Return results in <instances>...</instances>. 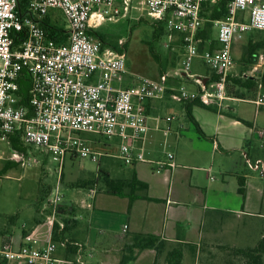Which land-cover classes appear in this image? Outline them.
<instances>
[{
  "label": "crops",
  "instance_id": "crops-1",
  "mask_svg": "<svg viewBox=\"0 0 264 264\" xmlns=\"http://www.w3.org/2000/svg\"><path fill=\"white\" fill-rule=\"evenodd\" d=\"M54 10L48 14L52 22ZM209 11L210 8L203 10L205 14ZM237 17L245 19L247 15L240 12ZM205 19L199 29L200 53L218 47L216 19L210 20L208 28ZM259 39L263 37L253 41ZM172 56L161 58L165 70L157 66V72L147 77L158 79L164 72L169 74L165 93L145 104L149 125L142 145L145 160L125 165L109 155L113 159L103 163L113 177L126 178L135 171L137 178L147 183L148 196L155 199L136 197L131 192L113 194L105 185L99 191L96 187L93 195L84 188L76 199L62 198L61 203L68 206L75 221L68 230L67 243L57 246L49 264H166L167 252L175 247L182 249L180 264H185L186 256L187 264H233L237 257L230 248L253 247L264 235V174L248 164V160H264V134L260 133L264 129V104L254 102L259 93H264V86L254 90L235 86L239 94L228 91L233 98L226 99L222 106L214 100L207 103L209 107L191 103V112L206 134L202 136L188 117L184 100L176 104L178 100L171 93L181 88L196 90L198 84L192 76L210 82L215 73L198 57L195 63L203 67L191 66V76L180 74L176 68L181 59L176 61ZM261 65L255 72L251 67L244 70L234 66L228 76L258 77L264 68ZM134 76L128 71L114 83L128 86L141 75ZM3 146L8 148L4 142ZM168 151L173 158L167 157ZM159 160L165 164L160 169ZM170 161L174 165H168ZM257 170L260 176L253 172ZM239 178L244 193L239 191ZM45 202L31 226L22 225L16 234L1 229L0 241H9L15 247L30 237L44 241L50 228ZM134 233H154L165 243L159 251H138L132 246ZM160 256L164 262L159 261ZM0 264L21 263L0 257Z\"/></svg>",
  "mask_w": 264,
  "mask_h": 264
},
{
  "label": "built area",
  "instance_id": "built-area-1",
  "mask_svg": "<svg viewBox=\"0 0 264 264\" xmlns=\"http://www.w3.org/2000/svg\"><path fill=\"white\" fill-rule=\"evenodd\" d=\"M24 1L26 10L21 13L18 0H0V156L4 142L10 157L25 164V153L13 149L9 142L11 133L20 129L25 144L52 153L60 162L66 156L98 160L104 154L125 165L145 160L142 145L149 130L145 104L165 93L169 74L164 72L158 79L139 76L135 83L117 86L115 80L128 72L126 53L102 48L100 41L89 35L90 29H96L106 18L119 16L118 4L123 7L122 15L125 14L131 0ZM139 1L150 16L164 23L168 42L174 34L180 38L182 57L176 68L178 73L191 76L192 61L200 54L216 75L210 82L194 75L196 90L181 88L171 96L179 101L200 97L206 103L214 100L218 106L233 98L227 88L228 72L236 63L233 42L248 31H264V0H229L226 16L214 20L218 47L202 53L198 51L202 5L215 0ZM50 9H59L67 19L66 40L61 43L48 36L41 22ZM240 12L247 17L239 19ZM12 31L21 36L17 46ZM262 59L260 54L251 66L252 72L259 69ZM23 69L31 80L30 114L17 104V78ZM254 102L264 104V93H259ZM86 132L115 138L117 152L94 150L83 135ZM260 133L264 134V129ZM167 157L173 158V153L168 151ZM248 164L264 174V160H248ZM164 165V161H158V169ZM95 192L96 186L89 188L90 195ZM62 198L57 191L50 193L43 206L50 208L46 216L50 228L44 241L30 237L16 247L2 241L0 257L21 264H49L57 249L51 232Z\"/></svg>",
  "mask_w": 264,
  "mask_h": 264
},
{
  "label": "rangeland",
  "instance_id": "rangeland-1",
  "mask_svg": "<svg viewBox=\"0 0 264 264\" xmlns=\"http://www.w3.org/2000/svg\"><path fill=\"white\" fill-rule=\"evenodd\" d=\"M118 5L121 12L119 16H114L111 19L106 18L97 28L105 32L108 40L119 45L125 44L124 51L119 52L126 53L127 70L131 74H135L134 77L139 75L152 77L157 72L158 64L148 50L147 41L151 40V22L156 19L148 14L146 8L139 0H131L128 9L125 10L123 15V7L121 4ZM53 20L62 27L67 24L65 15L59 9L54 10ZM216 31L217 27L214 28V32ZM174 36V39L168 42L165 27V33L158 40L153 41L156 50L160 52L161 58L163 57L162 59L170 55H173L171 59L175 57L176 61L181 59L182 45L176 34ZM249 37L253 39L264 37V31L253 30L235 40L233 53L237 61L236 67L241 68L244 66L239 57L243 44ZM106 47L117 51L110 46H103L102 48ZM258 52V56L260 54L263 56V59L260 60L262 67L264 65V48H260ZM198 57L202 59L200 54L195 56L192 61V69L203 67V65L195 63L198 61ZM227 87L231 93L235 94L237 91V88L232 83L228 84ZM175 103L179 105V100L175 101ZM83 135L89 139V143L94 150L109 154L117 152L118 144L115 138L99 136L89 132L83 133ZM9 151L8 148L3 146L2 157H0V169L6 162L16 161L17 164L9 168L5 173L0 171V230L5 229L13 234H16L22 225L29 227L34 223L37 212L36 206L43 195L44 186H51L52 192L50 193L54 194L57 191L64 199H76L84 193V188L72 186L70 183L77 178H88L95 175L98 171L99 163L103 166L107 159H113L107 154L102 155L98 160L78 155L75 157L66 156L60 162L52 153L31 146L25 153V164L23 165L20 159L16 160L10 157ZM121 169V171H126L128 168ZM253 172L260 176L258 170ZM96 187L98 191L103 188V181L99 179ZM12 216L16 217L12 219ZM160 258L159 261L164 259L162 256ZM187 260H189V257H184L185 264L188 263ZM237 260H234L236 264L240 262V258H237Z\"/></svg>",
  "mask_w": 264,
  "mask_h": 264
},
{
  "label": "trees",
  "instance_id": "trees-1",
  "mask_svg": "<svg viewBox=\"0 0 264 264\" xmlns=\"http://www.w3.org/2000/svg\"><path fill=\"white\" fill-rule=\"evenodd\" d=\"M229 0H215L210 5H206L203 3L202 5V16L205 19V27L208 28L210 26L212 19H219L226 16L227 13V6ZM209 3V2H207ZM18 10L23 13L26 10L25 1L18 0ZM210 8L209 13L205 14L203 12L204 9ZM42 24L47 30V34L49 37L53 38L57 43H61L66 40V29L55 22L50 21L48 15L42 19ZM152 32H151V40L147 41L148 50L153 57V59L157 62L158 68L163 71L165 70L166 65L162 62L160 57V52L156 50L153 41L158 40L163 33H165V25L161 20H153L151 22ZM200 34V30L198 31V35ZM11 35L14 39V46H17L19 43L21 36L19 33L12 31ZM89 35L98 41H100L101 47L103 46H110L117 51H124L125 44L119 45L116 42L110 41L107 39L105 32L96 29H90ZM200 36V35H199ZM180 44L181 40L177 37ZM200 43L198 45V51H200ZM260 48H264V37L263 40H255L253 41L252 37L248 38V42L243 45L241 54H240V61L244 64L243 69L247 70L249 67L254 64L258 59V50ZM216 75L212 76V79H215ZM228 80L232 82L233 85L237 87H244L247 90H253L258 87L260 83L261 86H264V68L262 72L259 74L258 77L247 76L244 78L241 77H230L228 76ZM18 83V101L17 104L24 106L27 108L28 113H31V108L29 104V97H30V89H31V80L29 73L23 69L20 72V75L17 78ZM239 92L236 91L235 95H238ZM185 108L187 111L188 117L194 122L197 131L202 136H206V134L201 129L200 125L196 121L195 117L193 116L190 104H199L205 107H209L206 102H203L200 97H196L193 99H186ZM239 120L249 123L247 120L237 117ZM10 146L13 149L18 151H22L26 153L28 149L31 148L30 145L25 144L22 141L21 137V130L17 129L9 136ZM17 164L16 161H10L3 164L0 171L1 173H5L9 168L14 167ZM102 180L108 192L113 194H121L123 192L133 193L136 197H142L146 199H155L147 194V183L138 179L136 176L135 171L131 173L129 177H113L109 173L108 170L104 169L103 166L99 163L98 171L95 175H92L88 178H77L70 183L72 186L83 187V188H90L92 186L97 185L98 180ZM240 186L239 191L244 193V188L242 185V180L239 178ZM51 186H44V191L42 192L43 195L39 199L36 211L38 212L42 202H44L51 191ZM130 199H134L130 196ZM46 211L50 212V208H46ZM58 213L56 214V220L53 223L52 232H51V239L57 244V246L61 243H67V234L68 230L72 226L75 219L72 215H69L70 210L68 211V206L60 203L58 206ZM72 214V213H71ZM16 216H12L14 219ZM62 223V225H61ZM71 239V238H70ZM72 240V239H71ZM132 246L141 251L146 248H154L156 251H159L161 246L165 243L164 240H161L157 234L154 233H134L131 236ZM192 247V246H191ZM194 250V249H192ZM230 251L234 257L240 258V262L237 264H264L263 262V254H264V235L258 241V243L253 247L248 248H230ZM182 257V249L181 248H173L172 250L167 252L166 256V264H180ZM239 261V260H237ZM233 264H236L233 262Z\"/></svg>",
  "mask_w": 264,
  "mask_h": 264
}]
</instances>
